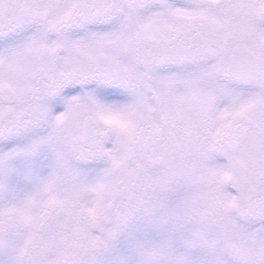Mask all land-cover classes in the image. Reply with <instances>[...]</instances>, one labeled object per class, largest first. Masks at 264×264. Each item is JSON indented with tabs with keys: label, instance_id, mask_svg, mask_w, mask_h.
Here are the masks:
<instances>
[{
	"label": "snow or ice",
	"instance_id": "1",
	"mask_svg": "<svg viewBox=\"0 0 264 264\" xmlns=\"http://www.w3.org/2000/svg\"><path fill=\"white\" fill-rule=\"evenodd\" d=\"M0 264H264V0H0Z\"/></svg>",
	"mask_w": 264,
	"mask_h": 264
}]
</instances>
